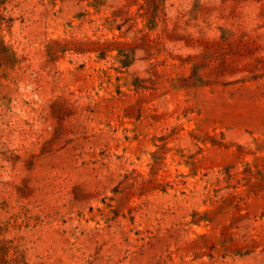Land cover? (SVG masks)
Here are the masks:
<instances>
[{"label": "rangeland", "instance_id": "374dc122", "mask_svg": "<svg viewBox=\"0 0 264 264\" xmlns=\"http://www.w3.org/2000/svg\"><path fill=\"white\" fill-rule=\"evenodd\" d=\"M0 264H264V0H0Z\"/></svg>", "mask_w": 264, "mask_h": 264}]
</instances>
